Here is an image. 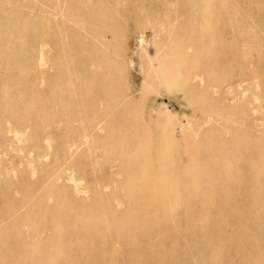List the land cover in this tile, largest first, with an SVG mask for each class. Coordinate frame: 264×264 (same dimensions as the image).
I'll return each instance as SVG.
<instances>
[{
  "label": "bare ground",
  "instance_id": "bare-ground-1",
  "mask_svg": "<svg viewBox=\"0 0 264 264\" xmlns=\"http://www.w3.org/2000/svg\"><path fill=\"white\" fill-rule=\"evenodd\" d=\"M119 1L116 0L114 7L110 9L112 13L109 12L110 10H101L95 6L80 4L63 15L74 19L75 23L79 24L80 28L84 29L86 33L77 30L74 26H59V24L53 27L47 26L42 30L43 34L46 35V39L52 42L53 48L58 53L57 56L61 54L62 56H71L73 69L72 71L69 69L68 74L72 72L74 75L72 81L75 88L73 91L63 88L64 81L58 78L55 81L51 78L50 81V77L45 76L43 78L49 82L48 87H44L42 84L36 86L28 82L24 83V89L27 92L29 91L28 97H41L44 106H55V104L58 106L57 114H47L46 112V115L42 117L43 121L47 122L48 125L52 122H62L70 130V139L71 137L75 139L72 142L73 149L79 148L88 139L95 140V137L102 132L106 138H111V140L118 138L117 145L120 153L126 156V153L130 150L143 152L149 150V145L137 143L136 134L151 136V128L145 120L143 122L138 120L135 124L132 122L131 116L127 114V111L132 110V104L129 102L133 98L126 97L122 101H118V98L113 94L114 90L123 89L122 85L117 83L121 66L113 69L109 67L107 54L104 50L105 45L101 43L110 41L108 35L114 38L119 31L118 27L109 26L117 18ZM164 1L160 0L161 4L165 3ZM173 1L179 3L181 9L174 11V17L168 22L169 29L157 30L156 35L163 34V37L171 45L191 44L194 46V51L192 54L181 53L182 51H169L163 55V58L156 59L158 66L147 70V74L155 75L167 89L181 87L189 92L197 88L196 83L181 79L184 75L182 73L183 68L187 69L194 66L195 70L204 72L208 76H216L219 71L227 70L229 61L227 62L225 58L232 59L238 53L234 47L225 52L214 53L210 51V47L215 43L244 40L247 47L244 48L243 54L264 45V29L261 27L257 29L258 23L254 22L257 16L255 18V15L253 16L250 11L252 1L261 3L263 0ZM130 4L132 5L130 9H133L135 13L131 11L133 14L124 17L136 24L141 23L139 20L141 15H144L141 14L142 11L137 6L138 3L132 1ZM152 15L155 16L156 14L149 11L145 17L150 18ZM29 20L28 17L21 20V16H19L17 18L6 17L4 21L6 28L3 31V36L9 42L14 36L24 41L22 48L19 49L17 45L11 46L9 52L5 55L4 64L7 70L13 67L24 68L23 61L20 65L19 60L16 59L19 53L24 56L27 63L26 67L29 70L32 69L33 60L30 59V54L33 45L29 37H35L39 30L30 28ZM44 20H46L44 23H50V20L45 18L41 22ZM175 24H178L179 27L175 28ZM122 35H120V38H122ZM43 50L40 51V58L46 53V51L43 53ZM92 64H98L99 68L90 70L86 67ZM55 70L58 75L63 73L62 65L56 63ZM6 75H8V72ZM88 79L96 81L97 85L89 87ZM20 80V77L10 76H6L3 80V84L11 88L7 92L9 99L4 106V114L12 116L21 112L26 119L41 116L37 110L28 107L25 104L26 102L22 106L13 102L21 101L17 97L16 91L12 89L13 83ZM52 84L58 86L57 90L49 87ZM81 89H84L87 93V97L84 99L75 94L77 90ZM95 101H102V106L100 108H89L87 103ZM138 114L136 113L137 119ZM170 118V116L159 115L158 121L168 122ZM74 121L83 123V127L78 128L76 125H72ZM230 127L233 133L239 131L233 123ZM157 128L162 134V140L168 141L170 138L169 132L172 131L171 127L165 123ZM220 129L206 128L201 138L197 136L204 144L194 146V149H192L193 156L185 163L174 161L175 164H181L177 166L179 169L178 179H194L199 184V187L195 190H186L183 189L184 186L180 188L170 184L171 179L176 178V172L173 175L174 178H172L171 173H160L158 165L151 157L141 156L125 160L117 166L121 177L120 179L117 177L115 190L128 189L130 196L126 201H122L121 197L119 199L114 197L116 195L113 192L114 190L109 194L101 189L100 192L95 193V197L90 199V204H85L80 198L69 199L67 202L62 203L59 200L63 194L67 195L69 187L58 184L57 179L62 176L64 167H67L68 164H76V161L70 159V156L68 159L63 160L64 164H50L44 172L46 179L44 182L48 191H53L52 195L54 194L53 197L55 198L53 199L55 201L53 203L45 202L40 195H32L30 189H28V195L26 196L27 202L30 204L28 211L32 213L33 207L41 208L47 213V223L38 231L32 226L24 230L23 224L20 225L17 219L5 222L4 224L8 223L9 226L5 231L0 232V264H81L86 255L88 258L94 255L97 264H109L121 252L119 248L127 249V252H122V255H126L129 252L136 253V250L142 252L143 249L149 247L151 244L148 238L149 233L154 234V236L152 235V244L156 248L153 253H150L149 258L143 259V263L162 264L160 257L164 252L171 251L174 244L180 243L187 226L194 229L196 238L202 241L200 249L193 251L194 256L199 255L201 249H209L212 240L218 246H224L229 242L249 246L252 243L245 241V239H239L237 236L232 238L223 236V233L218 234L219 231L226 232L228 224L223 223L221 226L218 222L209 219V216L214 213H232L239 222V226L256 228L264 236V228L262 227V224L264 225V175H260V171L264 169V141L256 140L257 136L253 140L240 139L236 135L225 137ZM131 132L134 133L133 137L130 135ZM209 132L215 134L216 138L206 139L205 136ZM112 142L116 143V141ZM160 147L162 146H157V148ZM239 149H242V153L235 162L233 155L238 153ZM160 151L162 155L165 154L163 148ZM174 153L177 154V149L167 154V157H172ZM161 159L164 160L163 157ZM221 159L225 160L227 164L230 163V165L224 169L219 168L217 164ZM197 161H201L204 168L201 167V170L195 169L194 164ZM238 167L241 170L239 173L236 172ZM28 184L31 188V182H28ZM169 187L171 189L176 187L177 189L172 196L166 198L162 195L163 193H158ZM152 188L157 192L153 197L154 201H149L144 205L137 200L144 197L145 193ZM194 196L209 201V204L193 206L187 203V210L192 212V216L170 215L163 205L165 201L171 203L179 201V204H183V198L187 199ZM119 201L129 207H122L120 203H116L120 204V207H114L113 203L116 205L115 202ZM134 202L136 203L135 207L131 206ZM148 207H154V209L160 211L165 222L162 224L159 221L151 222L144 217L148 210H151ZM112 210H114V213L111 212ZM115 211L118 212L115 213ZM169 218L174 221L168 224L167 220ZM2 221H4V218ZM26 225L28 226L29 222ZM162 226L172 232V235L169 236L170 239L163 240L158 237V228ZM176 226L178 231L174 229ZM212 232L216 233L214 239L211 238ZM219 257L220 253L211 254L209 260L212 264H216Z\"/></svg>",
  "mask_w": 264,
  "mask_h": 264
},
{
  "label": "rangeland",
  "instance_id": "rangeland-1",
  "mask_svg": "<svg viewBox=\"0 0 264 264\" xmlns=\"http://www.w3.org/2000/svg\"><path fill=\"white\" fill-rule=\"evenodd\" d=\"M106 1L0 0V232L5 231L7 226H9L8 223L4 224L5 222H10L14 219H17L20 225L21 223L23 224L24 230L32 226L40 231L44 227L48 220L47 213L38 207H33L32 213L28 211V207H30L26 199L28 189L31 190L32 195H40L45 202L53 203L55 201L53 198L55 197H53L54 194L52 195L53 191L51 192L47 189V185L44 182L46 180L44 172L50 164H64L63 160L68 159L70 156V159L76 161V164H68L67 167H64L62 176L57 179L58 184L69 187L67 195L63 194L59 201L63 203L69 199L80 198L85 204H90V199L95 197V193L100 192L101 189L109 194L114 190L113 192L116 193L114 197L118 199L121 197L122 201H126L130 196L128 189L115 190L116 180L121 177L117 166L125 160L141 156L151 157L158 165L160 173H171L172 178H174L173 175L176 172V178L174 180L171 179L170 184L180 188L184 186L183 189L186 190L197 189L199 184L194 179H178L179 169L177 166L181 164H175L174 161L185 163L193 156L192 149H194V146L204 144L199 138H201L206 128H221V133L225 137L236 135L240 139L253 140L257 136L256 140L264 141V45L243 54L244 48L247 47L244 40L215 43V45L210 47V51L214 53L225 52L232 47L238 53L232 59L225 58L227 62L229 61L227 70L219 71L216 76H208L204 72L195 70L194 66H190L187 69L183 68L182 73L184 75H182L181 79L196 83L198 89L195 88L189 92H186L181 87L167 89L155 75L147 74V70L158 66L156 59L163 58V55L169 51L193 53L194 46L191 44L171 45L163 37V34L156 35L157 30L169 29L168 22L174 17V11L181 9L180 4L173 0H169V2H167L168 0H163L165 2L163 4H161L160 0H120L119 5H117V9H119L117 18L109 25L110 27H118L119 31L114 38L108 35V39H111L110 41L99 43L105 45L104 50L107 54L109 67L113 69L121 66L117 83L121 84L123 89L114 90L113 94L118 98V101H122L126 97L133 98L129 102L132 104V110L127 111V114L131 116L132 122L135 124L138 120L147 121L151 128V136H142L137 133L136 137L138 138V144L149 145L150 148L144 152L130 150L124 156L121 155L117 145L118 138L111 140V138H106L105 134L100 132L95 137V140L88 139L79 148L73 149L72 142L75 139L72 137L70 139V130L62 122H52L48 125L47 122L43 121L42 117L46 115V112L47 114H57L58 106L56 104L55 106H44V101H42L41 97H28L29 91L27 92L24 89V83L29 82V84L36 86L42 84L44 87H48L49 82L43 78L44 76L50 77V81L51 78H53V81L58 78L65 82L63 88L73 91L75 88L72 81L74 75L72 72L68 74L69 69L71 71L73 69L71 56H62V54L57 56L58 53L53 48L52 42L46 39V35L43 34L42 30L47 26L53 27L59 24V26H74L77 30H82L86 33L84 29L80 28L79 24L75 23L74 19L63 15L80 4L95 6L101 10H110L116 3V0ZM132 1H135L136 4L138 3L137 6L142 11L141 14L144 15H141L139 20L142 24H136L134 21L133 23L132 20L124 17L135 13L133 9H130L132 7L130 2ZM147 8L150 9L148 10ZM250 8L252 15H255V18L257 16L256 21H254L258 23L257 29L260 27L264 29V0L261 3L252 1ZM149 11H153L156 14V18L153 15L150 18H146L145 15ZM109 12L112 13L111 10ZM43 15L45 16L43 17ZM19 16H21V20L28 17L30 19L28 22L30 28L39 30L35 37H29L33 45L32 55L30 54V59L32 58L33 60V64L30 62L33 65L31 70L26 67L27 63L21 53L17 55L16 59L19 60L20 65H22L23 61L25 65L23 69L13 67L7 70L4 64L5 55L9 52L11 46L17 45L20 49L24 44V41L22 39L19 40L17 36L12 37L10 42L3 36V31L6 28L4 22L6 17L17 18ZM44 18L49 19L50 23H44L46 20L41 22ZM159 22L161 25L158 24ZM158 26L160 27L158 28ZM174 27L177 28L179 25L175 24ZM120 35H122V38H120ZM41 50H43V53L46 51L42 58L39 55ZM83 52L86 53L85 50ZM56 63L62 65L63 73L60 75L55 70ZM97 65L92 64L86 67L90 70L98 69ZM6 71L8 75H6ZM5 75L21 78L20 81L14 82L12 87L21 101L13 102L19 106L24 105L26 102L25 104L28 107L37 110L41 116H33L26 119L21 112L12 116L4 114L3 109L9 99L7 92L11 89L3 84V80L6 78ZM88 82L89 87L97 85L96 81L88 79ZM49 87L53 90L58 88L56 84H52ZM75 94L83 99L87 97L84 89L77 90ZM87 105L89 108H100L102 101L88 102ZM136 113H139L138 119L136 118ZM159 115L170 116L171 118L168 122L158 121ZM165 123L172 130L171 133L169 132L170 138L168 141L162 140V134L157 128ZM232 123L239 130L238 132L233 133L230 127ZM72 125L80 128L84 124L74 121ZM195 132L197 135L194 134ZM130 135L133 137L134 133L131 132ZM205 138L212 140L216 138V135L209 132ZM112 141H116V143ZM158 145L162 147L157 148ZM162 148L163 152H165L164 155L160 151ZM176 149L177 154L174 153L172 157H167V154L176 151ZM241 153L242 149H239V152L233 155L235 162L241 156ZM229 165L230 163L227 164L222 159L217 164L222 169L227 168ZM201 167L204 168L201 161H197L194 164V168L197 170H201ZM236 172H241L239 167ZM110 175L114 178L112 179ZM260 175H264V169L260 171ZM107 176L108 178L106 179ZM107 181H110L111 184ZM28 182H31V188ZM176 190V187L174 189L169 187L165 191L158 193H163L162 195L168 198ZM155 194L157 192L152 188L145 193L144 197L137 200L146 205L149 201H154L153 197ZM182 201L183 204H179V201L172 203L165 201L163 205L167 208V213L170 215L192 216V212L187 210L188 205L200 206L209 204V201L201 200L198 196L183 198ZM116 203H120V201ZM119 205H114L113 203L114 207H120ZM121 206L129 207L125 204H121ZM131 206L135 207L136 203L134 202ZM148 208L151 210H148L144 217L151 222L159 221L160 224L165 222L160 211L154 209V207ZM111 212L114 213V210ZM117 212L115 211V213ZM2 216L4 221H2ZM209 219L218 222L221 226L223 223L228 224L227 231H219L218 234L223 233V236L231 238L237 236L239 239H245V241H250L252 244L248 246L229 242L224 246H218L212 240L209 249H201L200 254L194 256L192 254L193 251L200 249L202 241L196 238L194 229L187 226L185 235H183L180 243L174 244L171 251L164 252L160 257L162 264H212L209 257L211 254L214 255L216 253H220L216 264H264V236L256 228L239 226V222L232 213H214L209 216ZM173 221L172 218H169L167 223L169 224ZM27 222H29V227L26 225ZM262 227L264 228L263 224ZM158 229L159 238L163 240L170 239L169 236L172 235V232L166 230L165 226ZM174 229L178 231L177 226ZM152 235L154 236L153 233H149L150 246L143 249L142 252L136 250V253L129 252L126 255H122V252L127 249L118 247L121 252L109 264H144L143 259L149 258L150 253H153L156 248L152 244ZM215 236L216 233L212 232L211 238L214 239ZM95 258L94 255L89 258L86 255L81 264H95Z\"/></svg>",
  "mask_w": 264,
  "mask_h": 264
}]
</instances>
